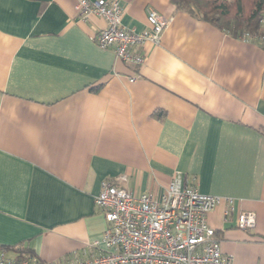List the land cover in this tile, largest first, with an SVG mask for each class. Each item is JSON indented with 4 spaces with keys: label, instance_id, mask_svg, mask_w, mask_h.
I'll return each instance as SVG.
<instances>
[{
    "label": "crops",
    "instance_id": "1",
    "mask_svg": "<svg viewBox=\"0 0 264 264\" xmlns=\"http://www.w3.org/2000/svg\"><path fill=\"white\" fill-rule=\"evenodd\" d=\"M78 0H0V253L32 263L85 259L106 227L107 181L159 196L175 174L233 199L207 216L232 264H264V48L177 10L118 0L139 33L170 19L138 68L100 49L106 21ZM131 77H136L130 82ZM240 212L255 214L241 231ZM96 252V251H95Z\"/></svg>",
    "mask_w": 264,
    "mask_h": 264
},
{
    "label": "built area",
    "instance_id": "2",
    "mask_svg": "<svg viewBox=\"0 0 264 264\" xmlns=\"http://www.w3.org/2000/svg\"><path fill=\"white\" fill-rule=\"evenodd\" d=\"M76 16L81 21L94 15L106 21L94 41L100 49H112L115 57L138 68L145 62L143 45L157 43L170 19L153 9L146 13L147 28L139 33L122 24L123 9L118 0H78ZM264 26V19L261 21ZM242 40L250 41L245 34ZM136 77H131L134 82ZM221 202L224 216L232 211L233 199L198 193L192 184H182L175 174L159 196L144 193L134 196L107 181L100 185L94 204L104 216L106 227L100 241L87 246L91 254L63 264H232L224 256L221 242L207 222V216ZM255 214L240 212L236 226L249 231L255 226ZM96 251V252H95ZM0 264L32 263L28 259H10L0 253Z\"/></svg>",
    "mask_w": 264,
    "mask_h": 264
},
{
    "label": "trees",
    "instance_id": "3",
    "mask_svg": "<svg viewBox=\"0 0 264 264\" xmlns=\"http://www.w3.org/2000/svg\"><path fill=\"white\" fill-rule=\"evenodd\" d=\"M177 10L198 18L235 39L247 34L264 48V0H170ZM23 259V258H21Z\"/></svg>",
    "mask_w": 264,
    "mask_h": 264
}]
</instances>
